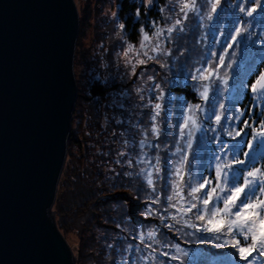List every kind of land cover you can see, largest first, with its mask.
I'll use <instances>...</instances> for the list:
<instances>
[{
    "label": "trees",
    "instance_id": "16d2710c",
    "mask_svg": "<svg viewBox=\"0 0 264 264\" xmlns=\"http://www.w3.org/2000/svg\"><path fill=\"white\" fill-rule=\"evenodd\" d=\"M82 1L86 7H81L74 61L78 95L67 158L53 205L56 223L72 245L76 264H179V261L170 258L175 252L166 246L169 244H179L188 253L183 257L184 264H234V257L238 259L235 249L218 247L221 242L213 243L214 234L187 227L185 220L197 226L201 223L196 220L195 209L181 216L176 208L169 206L167 198L173 195V181L179 183L174 170L182 155L188 157V174L184 177L183 188L185 207L191 201L188 185L198 183V173L203 180L212 181L199 195L203 196L217 183L214 155H223L225 160L232 159L230 153L220 152L222 143L231 145L239 142L238 157L245 160L243 154L249 151L247 141L252 139V131L251 127L245 128L243 122L247 120L250 125L259 128L260 121L264 119V100L254 98L250 88L241 92L238 85L240 80L246 84L254 83L264 72V12L258 10L249 18L239 13L236 5L250 8L254 6L253 2L222 0L217 18L211 22L207 19V12L198 19L196 14L191 13L170 48L172 54L169 57H175L170 65L177 68L174 72L176 84H170L166 90V96L170 94L173 101L171 119L166 112L160 121L157 119L154 122L148 107L140 108L132 103L131 99L135 97L129 94L122 109L113 107L115 113L122 110L116 114V121V118H107V96L112 89L122 86L118 76L124 77L115 73V69L121 66L111 63L120 40L119 33L114 32L116 27L111 29L122 22L125 28L121 32L131 40L130 43L137 42L141 34L138 27L145 24L146 29L150 28L147 20L153 21L152 14L160 19L159 11L164 2L156 0L152 7L146 9L140 0H121L115 21H107L108 15L103 10L107 0ZM261 2L264 3V0ZM91 4L92 9L89 10ZM87 11H90L89 16ZM89 20L100 50L103 51L105 46L109 48L107 54H103V59H109L105 70L100 67V57L95 58L94 46L90 45L85 51L82 47V28L89 27ZM237 26H243L248 31L233 42L231 37L235 35ZM229 44H232L231 48ZM221 55L225 57L223 66H219ZM209 63L213 67L219 66L221 79L213 78L209 99L204 101L197 91L201 89L202 82L191 77L197 68H207ZM229 63H232V68L227 67ZM84 65L85 69L80 68ZM156 66H150L154 73L159 72L155 70ZM77 67L80 68L78 73ZM96 71L99 76L98 73L94 76ZM101 75H104L103 78ZM223 79L228 80L227 85L223 84ZM220 104H224L223 110ZM168 105L166 102L167 110ZM189 105H201L204 109L195 115L204 131L194 132L191 152L187 149L188 138L182 140L180 133L183 110L186 111ZM213 107L215 112L223 113L219 125L215 122V115H211ZM241 111L244 113L242 116ZM154 123L160 128L158 138L151 131ZM237 130H243L240 137L233 140L228 136L229 131L235 133ZM138 133L146 141V152H142L140 143H137ZM177 145L183 152L174 155ZM157 155L161 157L162 171L153 174V191L141 172L147 164L138 161L146 159L154 165ZM129 160L133 162L132 167H129ZM261 163L264 161L258 159L256 166ZM243 167L233 165L236 169ZM247 170L249 168H244L245 172ZM157 197L159 203H152ZM240 198L243 199V193ZM173 203L179 207V198H175ZM220 206H223L222 203ZM149 209L152 210L151 215L148 214ZM149 231L156 232L159 243L147 239ZM141 233L145 237L143 243ZM148 244L151 247H146ZM165 252L169 255H163ZM249 260L252 264H264V256L256 252H252Z\"/></svg>",
    "mask_w": 264,
    "mask_h": 264
},
{
    "label": "water",
    "instance_id": "95a60500",
    "mask_svg": "<svg viewBox=\"0 0 264 264\" xmlns=\"http://www.w3.org/2000/svg\"><path fill=\"white\" fill-rule=\"evenodd\" d=\"M79 26L75 0H0V264H76L53 205Z\"/></svg>",
    "mask_w": 264,
    "mask_h": 264
},
{
    "label": "snow or ice",
    "instance_id": "6c2138e0",
    "mask_svg": "<svg viewBox=\"0 0 264 264\" xmlns=\"http://www.w3.org/2000/svg\"><path fill=\"white\" fill-rule=\"evenodd\" d=\"M254 3L253 7H245L237 4L236 7L239 13L246 14L247 17L252 18L254 13L258 10L264 12V3L261 0H250ZM151 4V0H149ZM221 5V0H205L204 4L197 5V0H180V13H183V19L188 18L189 13H195L197 15H203L201 9L207 6V19L212 21L215 15H218V8ZM139 15V10L137 11ZM182 20L177 19L172 27L167 29V32L171 34L173 31L183 30ZM121 29L125 28L124 24L119 26ZM143 31V30H142ZM164 30H158L154 35L160 37ZM248 31L247 28L243 26L235 27V35H232V41L237 42L238 37H243ZM149 37L147 34L144 36V41H147ZM133 46H129V51L132 50ZM141 49L146 48V44L142 41L140 45ZM229 48L232 44L228 45ZM152 52L158 55H171V52H165L159 43L152 47ZM129 52H125L124 56L127 57ZM141 53L137 52V59L133 63V75H135V66L137 64L143 65L146 60L156 59V56H151L148 51H143V56L146 59H140ZM215 53H213V56ZM132 63V61H129ZM225 62V57L221 55L219 57V66H223ZM213 67L209 63L207 68H197L195 74L192 75V80L200 81L201 89L199 95L202 100L207 101L209 99V91L212 90L213 78L220 80V74L218 67ZM163 67V65H162ZM228 68H232V63L227 65ZM151 79V78H150ZM224 85L228 84L227 79L222 80ZM239 89L243 92L244 89L250 88L253 93L254 98L264 100V72L256 78L254 83L246 84L243 80H240ZM159 89V85H156ZM158 99H163L161 94ZM161 104L156 103L154 105L155 114L152 119L155 122L157 117L160 116ZM224 104H220V109H224ZM204 111L201 105H189L188 115L184 120L183 126L180 128L181 139L183 140L185 135H187V149L189 152L192 150V143L195 131H204L200 123L195 117L196 112ZM211 115H215V122L217 125L220 124L223 113L215 112V108L211 110ZM240 115H244L241 111ZM208 118V117H206ZM245 128L251 127L252 139L247 141V146L249 151L244 152L245 160H241L238 157L240 145L239 142L228 145L227 143H222L220 147L221 153H230L232 159L225 160L223 155H214V159L217 161L215 167V180L217 183L211 187L210 191L204 193L203 196L199 195L203 189L208 187L212 181L203 180L202 176L198 173V183L196 185L189 184L188 187L190 191L188 196L191 197V201L187 202L185 207V197L183 194L184 188V177L187 175V155H182V158L177 162V166L174 170V175L179 181H173V195L168 196L169 206L176 208L177 212L181 216H186L187 213H191L193 209L196 210V220L200 221V225L197 226L194 223H188L185 220V224L189 228H196L197 231L208 232L214 234L213 243L220 241L217 244L218 247H230L236 250L238 254V259L234 257V264H252L249 260V256L252 252H256L259 256H264V163H261L259 167L256 166L258 159L264 161V119L260 121L259 128L249 124V121L245 120ZM187 130V131H186ZM152 133L158 138L160 134L159 126L154 123L151 129ZM215 131V129H213ZM243 130H237L235 133L229 131L227 134L233 140L236 137L242 135ZM219 139V137H217ZM145 140H141L140 147L143 149L145 147ZM151 146V145H149ZM155 147L159 148V145ZM261 149V151H257ZM183 149L177 145L175 154H181ZM146 155V154H145ZM223 161V162H221ZM139 163H145L149 166V169H141L144 173L147 184L152 187L155 191V183L153 180V174H159L162 171L161 168V157L157 155L155 157V164L152 165L150 160L141 159ZM129 167L133 166L132 160L128 161ZM243 165V168L236 169L233 165ZM244 168H249L246 172ZM242 179V184L240 180ZM202 181V182H200ZM219 193V195L217 194ZM241 193H243V199L240 198ZM179 198L178 207L176 203H173L175 198ZM239 201V203H237ZM152 203H159V197L154 199ZM222 203V207L220 206ZM202 205V207H201ZM211 205V207H210ZM151 209H149L148 214L151 215ZM175 219V217H173ZM156 232L149 231L147 233V239L153 241L154 243H159L156 240ZM141 243L144 242V234L140 235ZM167 247L174 249L175 254L171 255L173 261H179V264H184L183 257H186L188 253L184 251L179 244H169ZM146 247H151V244L146 245ZM163 255L168 256L169 253L165 252ZM231 264V262H230Z\"/></svg>",
    "mask_w": 264,
    "mask_h": 264
},
{
    "label": "rangeland",
    "instance_id": "374dc122",
    "mask_svg": "<svg viewBox=\"0 0 264 264\" xmlns=\"http://www.w3.org/2000/svg\"><path fill=\"white\" fill-rule=\"evenodd\" d=\"M75 1H79L76 3H77L78 11H79V16H80L81 7L83 5L84 7H86V4H83L84 1L82 0H75ZM120 1L121 0H107L106 3L104 4L103 10H104V13L106 12L108 15L106 16L107 21H115V15H116L115 13L117 12ZM155 1L156 0H151V4H149V0H140V3L143 2L144 7L148 9L149 7L153 6ZM157 1L160 3L159 0ZM162 1L164 2V4L162 5L161 10L159 11L160 19L155 18L154 14H152L151 17L153 21L147 20L148 27L150 28L146 29L144 26L145 24L139 26L138 28H139V31H141V34L137 42L130 43L131 40H129L121 32V28L119 26L122 24V22L117 23L111 29L113 30L116 27L114 32L119 33V39H120L118 41V50L114 53V56L111 59V63H117L118 65L121 66V68L119 69L116 68L117 70L115 69V73H118L119 75L123 76L126 79L128 76L129 79L126 80L118 76V79L123 82L122 86L120 88L112 89L113 91L108 94L107 96L108 103H106V105H108L109 111H108L107 118L109 119L116 118V114H120L122 112V110H120V113H115V111L113 110V107H118V109H122V107L124 106L125 99L127 98L129 94H132L135 97L131 99L132 103L139 105L140 108H143L144 106L148 107V109L151 111V118L155 114L154 105L156 103H160L162 106L160 116L157 117L159 121H160V117L166 114V112L168 113L167 117H169V119H171L172 117L170 113L171 111H173V105H172L173 101H172V97L170 96V94L169 96H166V92H167L166 90L168 89V86L170 84H176L175 81L177 80V78H175L174 72L176 71L177 68L171 66L172 64L170 65V62H173L175 60V57L174 56L169 57L170 55H158L157 56L156 53L152 52V47L155 46L157 43H159L161 48L165 52H169V51L171 52L170 48H171L172 42L174 41V39L178 38V36L181 34V30L177 28V30L169 34L167 32V29L169 27H172L175 24V21L177 19L182 20L183 22L182 27H183L184 23L188 20V18L184 20L183 13H180V0H162ZM204 3H205V0H197V5L204 4ZM92 5L93 4L89 6V10L92 9ZM98 7L100 6L98 5ZM206 7L207 6L201 9V12L203 13V15L208 11V8ZM89 14H90V11H87L88 16ZM190 14L191 13H189V15ZM192 14H195V13H192ZM203 15L196 14L197 19L199 16L200 18H202ZM216 18L217 16L215 15L214 20ZM88 25L89 27L84 26L82 28L84 32V35L81 40L82 47L85 51L87 47H89L90 45H93L95 48V58L100 57V60H101L100 67L105 70L107 68L105 65L107 66L109 65V59L107 57L103 59V54H107L109 48L105 46L103 48V51L100 50L99 48L100 43L96 41L95 35H92L91 30L93 29L91 28V25H92L91 20L88 21ZM94 25L95 24L93 23V26ZM161 29L164 30L162 35L160 37H156L154 34L158 30H161ZM145 34H147V36L149 37L147 41H144ZM115 40H117V36H115ZM142 41L146 44L145 49H141L140 47ZM130 45L133 46L131 51H129ZM145 50L148 51L149 55L156 56L157 58L153 60H146V63L143 65L137 64L135 66V75H133V63H135L137 59L136 53L137 52L141 53L139 57L140 59H146L143 56V51ZM125 52H129V55L127 57L124 56ZM129 61H132V63H130ZM151 64L157 65L155 70L159 71L158 73H154V71H152V68H150ZM80 68L85 69V65L84 67H80ZM80 68L78 69L77 67L76 69L77 73H78V70H80ZM97 73L98 71L94 73V76ZM97 76H99V73ZM103 76L104 75H101V78H103ZM113 78H116V77L113 76ZM90 80H92V78ZM129 81L130 83H128ZM156 85H159V89L156 88ZM161 94L163 95V99H158V97H160ZM166 102L169 103L168 110L166 109V106H165ZM197 114L198 113L196 112L195 115L197 116ZM187 115H188V107L186 108V111L183 110L184 120L187 117ZM183 116H182V120H183ZM103 118L105 119V117ZM116 121H117V118H116ZM183 124H184V121H183ZM185 137L188 138L187 135H185ZM141 138H140V134L138 133L136 135L137 143L141 142L142 140ZM140 150L142 152H146L145 147L143 149L141 148ZM147 169H149V166L146 165V170ZM73 237L75 236L73 235ZM68 243L72 247L71 243L70 242Z\"/></svg>",
    "mask_w": 264,
    "mask_h": 264
}]
</instances>
